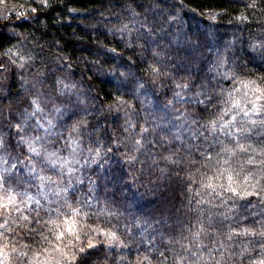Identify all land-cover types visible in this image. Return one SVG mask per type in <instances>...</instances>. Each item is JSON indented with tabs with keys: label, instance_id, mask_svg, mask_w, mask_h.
I'll use <instances>...</instances> for the list:
<instances>
[{
	"label": "trees",
	"instance_id": "obj_1",
	"mask_svg": "<svg viewBox=\"0 0 264 264\" xmlns=\"http://www.w3.org/2000/svg\"><path fill=\"white\" fill-rule=\"evenodd\" d=\"M0 190L27 216L12 244L63 264H264V0L1 19Z\"/></svg>",
	"mask_w": 264,
	"mask_h": 264
},
{
	"label": "rangeland",
	"instance_id": "obj_2",
	"mask_svg": "<svg viewBox=\"0 0 264 264\" xmlns=\"http://www.w3.org/2000/svg\"><path fill=\"white\" fill-rule=\"evenodd\" d=\"M46 0H0V20L4 19L7 16L16 18L17 15L23 16L28 14L30 11L35 9L36 5L45 4ZM59 179L49 180L44 177H37L33 179L40 188H44L42 181H46L50 187L55 184V181H60ZM61 183H56L50 191H45L47 198L54 197L55 202L63 205L65 202H62V199L56 196L53 193L60 192ZM65 190V189H64ZM60 195V194H59ZM33 195H27V200H30V197ZM9 198H12V202H9ZM24 202V201H23ZM2 205H6L3 207ZM24 206L20 204V199L17 198L16 194H10L2 192L0 190V254L1 262L3 264H63L66 260L64 257L63 251L60 249L47 248L43 251L44 255L38 254L32 251L21 250V248L15 247L12 242L15 241L14 233L12 231L21 230L19 226L21 225V217H27L22 215V210ZM109 237V242L110 241ZM17 249H20L22 252H19Z\"/></svg>",
	"mask_w": 264,
	"mask_h": 264
},
{
	"label": "snow or ice",
	"instance_id": "obj_3",
	"mask_svg": "<svg viewBox=\"0 0 264 264\" xmlns=\"http://www.w3.org/2000/svg\"><path fill=\"white\" fill-rule=\"evenodd\" d=\"M9 202H12V198H9ZM3 207H6V205H2ZM69 210H70V217L69 219L62 221V223H64L66 231L68 233L74 234L75 235V226H76V220L71 218L74 216H79L81 214V209L80 208H72L70 205L68 206ZM48 223H52L55 224V221H49ZM0 227H3V225H0ZM65 235V232H60L59 235L57 236V239H61L63 238ZM111 236H115L114 233L109 234ZM78 238V237H77ZM88 247H95L94 244H89ZM81 251H83V249H81Z\"/></svg>",
	"mask_w": 264,
	"mask_h": 264
},
{
	"label": "clouds",
	"instance_id": "obj_4",
	"mask_svg": "<svg viewBox=\"0 0 264 264\" xmlns=\"http://www.w3.org/2000/svg\"><path fill=\"white\" fill-rule=\"evenodd\" d=\"M161 159H162V160H168V161H171L172 158H171V156H162ZM153 162L155 163L156 161H153ZM197 264H199L198 261H197Z\"/></svg>",
	"mask_w": 264,
	"mask_h": 264
}]
</instances>
